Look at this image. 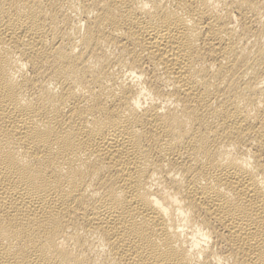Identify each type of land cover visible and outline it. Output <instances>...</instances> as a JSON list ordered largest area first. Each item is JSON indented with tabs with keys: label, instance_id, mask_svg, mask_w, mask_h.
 <instances>
[{
	"label": "bare ground",
	"instance_id": "obj_1",
	"mask_svg": "<svg viewBox=\"0 0 264 264\" xmlns=\"http://www.w3.org/2000/svg\"><path fill=\"white\" fill-rule=\"evenodd\" d=\"M0 264H264V0H0Z\"/></svg>",
	"mask_w": 264,
	"mask_h": 264
}]
</instances>
